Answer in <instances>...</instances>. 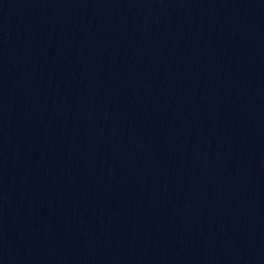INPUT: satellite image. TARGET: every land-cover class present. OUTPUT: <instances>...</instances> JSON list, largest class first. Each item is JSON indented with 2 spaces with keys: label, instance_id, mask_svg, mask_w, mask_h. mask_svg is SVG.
Here are the masks:
<instances>
[{
  "label": "water",
  "instance_id": "water-1",
  "mask_svg": "<svg viewBox=\"0 0 264 264\" xmlns=\"http://www.w3.org/2000/svg\"><path fill=\"white\" fill-rule=\"evenodd\" d=\"M0 264H264V71L102 0H0Z\"/></svg>",
  "mask_w": 264,
  "mask_h": 264
}]
</instances>
